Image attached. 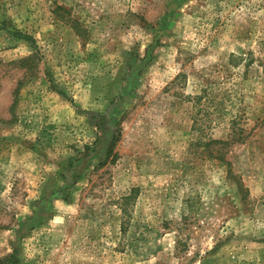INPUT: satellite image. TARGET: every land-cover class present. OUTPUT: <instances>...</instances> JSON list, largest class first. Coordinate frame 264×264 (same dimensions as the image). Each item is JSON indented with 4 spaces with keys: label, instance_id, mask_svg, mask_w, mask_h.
<instances>
[{
    "label": "rangeland",
    "instance_id": "obj_1",
    "mask_svg": "<svg viewBox=\"0 0 264 264\" xmlns=\"http://www.w3.org/2000/svg\"><path fill=\"white\" fill-rule=\"evenodd\" d=\"M0 264H264V0H0Z\"/></svg>",
    "mask_w": 264,
    "mask_h": 264
},
{
    "label": "trees",
    "instance_id": "obj_2",
    "mask_svg": "<svg viewBox=\"0 0 264 264\" xmlns=\"http://www.w3.org/2000/svg\"><path fill=\"white\" fill-rule=\"evenodd\" d=\"M17 104V100L14 102V107H15V105ZM237 134L235 133V136H236ZM234 136V137H235ZM115 139H113V141H112V144H111V146H113L114 145V143H115ZM213 143H218V141H216V140H211V141H209V145H211V144H213ZM110 151H108V153H109ZM222 160H223V157H220Z\"/></svg>",
    "mask_w": 264,
    "mask_h": 264
}]
</instances>
